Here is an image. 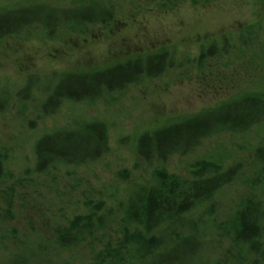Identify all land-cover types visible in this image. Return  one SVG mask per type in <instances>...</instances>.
I'll return each instance as SVG.
<instances>
[{
  "label": "rangeland",
  "instance_id": "obj_1",
  "mask_svg": "<svg viewBox=\"0 0 264 264\" xmlns=\"http://www.w3.org/2000/svg\"><path fill=\"white\" fill-rule=\"evenodd\" d=\"M91 1L0 0V13L38 5L73 9ZM100 2L115 18L108 25L90 26L85 35L59 30L56 38L35 36L41 31L35 25L0 41V149L7 154L8 175L0 187V264L15 259H26L27 264H92L102 247L99 241L62 250L54 243L57 231L103 203L99 216L107 222L97 239L105 235L104 243L119 232L132 195L156 185L157 170L191 179L190 166L219 150L231 154L224 171L239 167L234 180L215 196L219 222L234 215L245 199L264 201V185L252 188L250 183L256 151L264 148V121L247 133L206 139L192 153L175 154L165 162L150 165L137 151L144 134L200 116L244 91L264 89V0ZM248 28L253 35L242 37ZM214 45L216 57L210 52ZM165 50L169 63L158 78L95 101H65L54 114L44 115L43 104L63 78ZM203 52L208 61L201 71ZM95 122L106 127V155L88 165L36 172L35 148L43 137ZM204 240L208 245L196 264H214L231 242L213 225Z\"/></svg>",
  "mask_w": 264,
  "mask_h": 264
},
{
  "label": "trees",
  "instance_id": "obj_2",
  "mask_svg": "<svg viewBox=\"0 0 264 264\" xmlns=\"http://www.w3.org/2000/svg\"><path fill=\"white\" fill-rule=\"evenodd\" d=\"M114 18L113 10L100 0L73 9L38 5L8 10L0 13V41L35 25L41 27L38 33L34 30L35 36L56 38L59 30L85 35L90 26L108 25ZM252 35V28L242 32V37ZM210 52L216 57L215 45ZM207 61L203 52L199 62L201 71L205 70ZM168 63L165 50L106 70L67 76L43 104V113L46 116L54 114L65 101H95L138 81L158 78L166 71ZM263 121L264 89L253 93L247 90L200 116L186 118L152 135H142L138 155L150 165L155 160L165 162L172 155L192 153L206 139L247 133ZM108 151L107 130L102 123L86 124L78 131H61L37 143L36 172L43 174L71 165H88L100 160ZM255 157L252 188L264 185V148H259ZM230 158V153L219 150L195 162L188 169L191 179L157 170L154 173L156 185L142 187L132 195L119 232L104 243L101 240L105 235L97 239L107 222L99 216L103 203L96 204L88 214L75 217L67 227L58 230L54 243L65 250L99 241L102 247L95 253L92 264H196L208 245L204 240L207 227L213 225L223 237L231 240L214 264H264V201L245 199L234 215L223 222L218 220L219 205L215 196L239 172L238 166L223 170ZM6 161L7 154L0 149V187L8 177ZM8 190L13 191V188ZM6 203L10 205V197ZM11 264H27V261L15 259Z\"/></svg>",
  "mask_w": 264,
  "mask_h": 264
}]
</instances>
